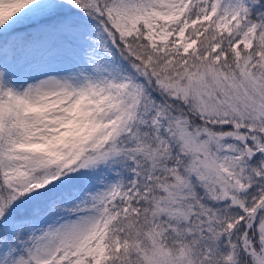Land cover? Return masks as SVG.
<instances>
[{"label":"snow or ice","instance_id":"6c2138e0","mask_svg":"<svg viewBox=\"0 0 264 264\" xmlns=\"http://www.w3.org/2000/svg\"><path fill=\"white\" fill-rule=\"evenodd\" d=\"M0 264H264V0H0Z\"/></svg>","mask_w":264,"mask_h":264}]
</instances>
